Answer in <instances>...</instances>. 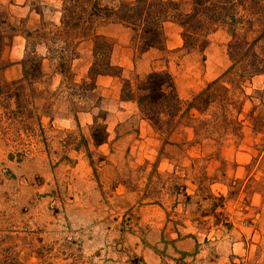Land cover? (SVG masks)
<instances>
[{"label":"rangeland","instance_id":"1","mask_svg":"<svg viewBox=\"0 0 264 264\" xmlns=\"http://www.w3.org/2000/svg\"><path fill=\"white\" fill-rule=\"evenodd\" d=\"M171 1L184 14L191 10L192 0ZM62 4L0 0L8 24L0 69V264H264V75L244 84L227 74L233 29L223 25L203 55H188L182 29L167 24L165 49L144 57L129 31H100L115 43V66L133 53L135 69L115 86L121 99H138L143 72L166 71L184 108L172 131L160 134L139 107L111 143L107 111L94 109L91 136L105 129V144L129 150L118 167L112 155L93 151L85 183L75 153L87 147L83 130L62 120L101 103L90 75L93 44H79L63 77L35 35L55 30ZM240 14L249 17L245 7ZM256 36L246 37L252 43ZM209 85L231 107L226 123L207 130L212 115L223 118L219 108L203 116L185 111Z\"/></svg>","mask_w":264,"mask_h":264},{"label":"trees","instance_id":"2","mask_svg":"<svg viewBox=\"0 0 264 264\" xmlns=\"http://www.w3.org/2000/svg\"><path fill=\"white\" fill-rule=\"evenodd\" d=\"M250 3V6L247 4ZM246 8L249 17L241 16L240 9ZM175 23L182 29L183 50L187 54H204L209 45V37L223 25L230 26L234 35L228 45L232 75L240 83H249L264 75V1L263 0H192L191 10L181 12L179 3L171 0H134L125 2L113 0H63L61 17L55 30L49 34L35 32L53 61L57 60V72L65 77L70 74L73 61L77 58L80 43L91 41L93 44V63L90 75L121 78L122 69L112 64L114 41L100 31L110 26L121 27L131 34V45L138 54L144 56L153 50L165 49V25ZM7 21L0 15V69ZM241 32V33H238ZM244 32V34L242 33ZM257 33L250 43L247 34ZM28 34L26 39H30ZM48 37L51 38L48 39ZM49 44V46H48ZM26 67V62H23ZM38 71H41V63ZM28 74V68H25ZM223 91H228L223 88ZM138 105L144 118L160 134L170 133L175 121L183 112L175 81L169 72H152L137 87ZM212 92L209 85L187 106L185 113L196 112L203 116L214 106L219 108L222 117L212 115V123L205 124L207 130L228 121L230 103ZM92 138L96 146L107 141L104 129Z\"/></svg>","mask_w":264,"mask_h":264},{"label":"crops","instance_id":"3","mask_svg":"<svg viewBox=\"0 0 264 264\" xmlns=\"http://www.w3.org/2000/svg\"><path fill=\"white\" fill-rule=\"evenodd\" d=\"M171 25H175L173 23H168ZM167 25V24H166ZM86 44V42L82 43L81 45ZM80 45V46H81ZM128 56V54H127ZM144 57V56H143ZM142 60V59H141ZM114 66L115 64L112 63ZM116 66L120 67L123 72V78H129V73L131 70L133 71L135 69L133 64V53L132 58L130 59V55L128 57V60L126 59L125 62H120ZM149 70L143 72V75H149ZM117 81H119V78H112V77H99L97 79V88L93 91V93H102L100 94V97L102 98L101 103L99 107H93L92 109L88 110L87 112H83L78 115L70 116L69 118H63L62 122L65 124V127L67 129H74L80 126V128L83 130V136L85 138V141L87 143V147H84L81 150H75V153L79 157V163H77V167L80 169L79 171L80 176L79 179H82L85 181V183H88L92 180V173H91V156L90 154L95 151L99 153L100 155H112V157H115L117 161L115 163V166L121 165L120 161L123 158V156L126 155V153L129 150V147H118L119 144L112 145L109 144L112 141L119 140L118 138L120 136H124L125 133L121 132V129L124 128V126L127 125V122L132 119L135 115L138 114L139 111V105L137 100H123L120 96V88L118 89L116 86ZM105 86L107 89H100V86ZM102 86V87H103ZM104 108L107 111V131L109 134L112 133V135L109 137V143L103 145V146H95L91 133L90 128L94 124L95 121V113L94 109L97 108ZM141 119V118H140ZM141 123L146 127V123L143 119H141ZM67 125V126H66ZM147 129L150 131V127L147 125ZM121 145V144H120ZM108 150V153H107ZM134 150L131 149V152ZM118 160H120L118 162ZM162 164V163H161ZM161 164L159 165L161 167ZM116 183L120 184V181H117ZM121 186V185H119Z\"/></svg>","mask_w":264,"mask_h":264}]
</instances>
